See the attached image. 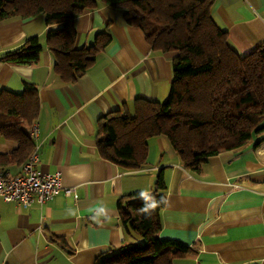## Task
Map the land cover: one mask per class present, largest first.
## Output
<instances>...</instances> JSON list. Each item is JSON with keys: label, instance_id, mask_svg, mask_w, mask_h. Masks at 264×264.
<instances>
[{"label": "crops", "instance_id": "0c3cea01", "mask_svg": "<svg viewBox=\"0 0 264 264\" xmlns=\"http://www.w3.org/2000/svg\"><path fill=\"white\" fill-rule=\"evenodd\" d=\"M212 16L240 54L264 42V0H215ZM74 25L77 46L91 44L105 29L111 40L83 74L63 81L45 44L52 26L43 15L0 21V56L34 35L42 43L36 63L0 58V90L20 92L24 82L36 86V169L59 171L62 182L41 204L23 206L0 197V264H95L102 252L134 242V232L120 224L117 200L134 191L150 193L161 168L166 200L158 236L193 249L172 264H264V132L218 152L195 171L184 167L163 135L149 140L141 168L124 169L102 158L95 144L98 120L123 105L131 113L136 98L164 100L177 53L153 50L142 29L103 3L77 15ZM15 146L0 140L1 153ZM3 168L17 174L22 164Z\"/></svg>", "mask_w": 264, "mask_h": 264}, {"label": "trees", "instance_id": "16d2710c", "mask_svg": "<svg viewBox=\"0 0 264 264\" xmlns=\"http://www.w3.org/2000/svg\"><path fill=\"white\" fill-rule=\"evenodd\" d=\"M100 3L119 9L126 24L142 29L153 50L177 53L164 100L136 98L133 112L123 105L98 120L95 144L102 158L124 169L141 168L149 140L163 135L184 167L195 171L218 152L238 148L264 132V42L240 54L213 19L215 0H0V21L43 15L45 25L52 26L45 44L54 57L53 70L61 80L72 81L111 40L105 29L91 44L76 45L75 17ZM41 50L34 35L0 58L33 64ZM39 109L33 83L24 82L20 92L0 90V140L16 144L11 152H0V169L10 162L23 165L35 149L30 130ZM165 190L161 168L150 193L134 191L118 198L123 230L138 234L142 242L104 251L95 264H172L174 258L193 252L184 243L158 236Z\"/></svg>", "mask_w": 264, "mask_h": 264}, {"label": "built area", "instance_id": "2783aa9c", "mask_svg": "<svg viewBox=\"0 0 264 264\" xmlns=\"http://www.w3.org/2000/svg\"><path fill=\"white\" fill-rule=\"evenodd\" d=\"M33 136L37 133V123L31 127ZM38 161L37 147L23 163L21 171L17 174H10L0 169V197L6 201H16L23 206H30L33 203H44L51 199L61 188V173H42L36 169ZM66 193H74L73 188H66ZM76 196V194L74 193Z\"/></svg>", "mask_w": 264, "mask_h": 264}, {"label": "rangeland", "instance_id": "374dc122", "mask_svg": "<svg viewBox=\"0 0 264 264\" xmlns=\"http://www.w3.org/2000/svg\"><path fill=\"white\" fill-rule=\"evenodd\" d=\"M166 97H167V96H166ZM166 97H165V98H166ZM165 98H164V99H165ZM132 112H133V111H132ZM257 134H258V133L254 134V135L252 136V138L255 139V135L257 136ZM132 240H133L134 242H136V243H137V242H138V243H139V242H142V238H141V236H139V235H137V234H135V233H132Z\"/></svg>", "mask_w": 264, "mask_h": 264}, {"label": "clouds", "instance_id": "9594fccd", "mask_svg": "<svg viewBox=\"0 0 264 264\" xmlns=\"http://www.w3.org/2000/svg\"><path fill=\"white\" fill-rule=\"evenodd\" d=\"M143 195V193H141ZM154 206V205H153Z\"/></svg>", "mask_w": 264, "mask_h": 264}]
</instances>
